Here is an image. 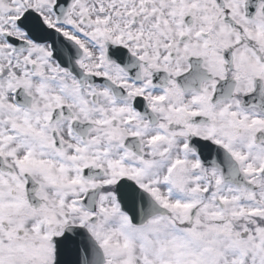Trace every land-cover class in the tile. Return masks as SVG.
<instances>
[{
  "label": "snow or ice",
  "instance_id": "obj_1",
  "mask_svg": "<svg viewBox=\"0 0 264 264\" xmlns=\"http://www.w3.org/2000/svg\"><path fill=\"white\" fill-rule=\"evenodd\" d=\"M0 264H264V0H0Z\"/></svg>",
  "mask_w": 264,
  "mask_h": 264
}]
</instances>
